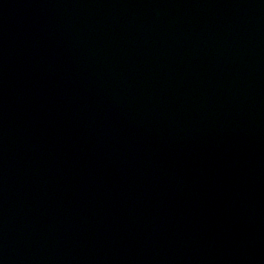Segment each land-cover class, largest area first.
Listing matches in <instances>:
<instances>
[{"label": "water", "instance_id": "obj_1", "mask_svg": "<svg viewBox=\"0 0 264 264\" xmlns=\"http://www.w3.org/2000/svg\"><path fill=\"white\" fill-rule=\"evenodd\" d=\"M0 264H264V0H0Z\"/></svg>", "mask_w": 264, "mask_h": 264}]
</instances>
